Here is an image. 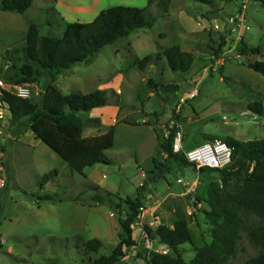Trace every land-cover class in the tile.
Returning <instances> with one entry per match:
<instances>
[{
  "label": "rangeland",
  "instance_id": "rangeland-1",
  "mask_svg": "<svg viewBox=\"0 0 264 264\" xmlns=\"http://www.w3.org/2000/svg\"><path fill=\"white\" fill-rule=\"evenodd\" d=\"M56 4V0H33L26 15L0 11V80L6 82L13 76L6 52L25 45L30 21L40 27L42 35L62 37L63 19L52 10ZM149 8L157 20L152 29L139 30L106 46L90 63L73 66L60 79L62 93L88 95L119 83L121 96L112 90L107 92L108 105L122 108L119 117L132 122L141 118L143 111L161 139L165 130L168 137L180 131L184 150L216 139L264 140V115L248 110L255 102L264 107V78L249 67L264 62V8L260 2L156 0ZM242 42L249 48L260 49L261 54L240 55ZM174 46L193 52L195 62L189 73H174L168 68L163 51ZM146 56L152 60L141 70L138 64ZM150 79L173 89L152 90L147 85ZM49 82V77H44L30 85L32 101L40 102ZM0 108V115L4 113L0 119L4 138L20 134L18 142L9 140L6 145L1 144L0 137L9 178L0 193L3 204L0 239L7 243L0 250V264H81L85 259L84 244L90 240L103 244L100 252L91 257L110 255L119 242V220L127 211L124 204L122 213L116 209L119 199L135 200L145 179L157 176L164 179L150 184L145 192L146 203L150 204L158 194H166L168 182L180 186L198 181L195 192H184L196 210L184 211L180 217L188 221L193 240L181 247L183 258L193 261L196 250L212 242L211 226L204 215L207 209L203 191L209 182L220 180V175L198 174L192 166L168 162L148 127L117 126L115 145L107 152L110 164L87 168L79 174L35 139L26 122L13 125L7 107L0 105ZM81 116L86 122L91 112ZM100 119L99 124L85 123V136L91 133L100 136L110 130L111 121ZM53 171L57 172L56 177L42 188L44 175ZM108 193L113 197L105 199L104 204L88 207L95 196L106 198ZM45 195L53 200L42 199ZM76 197L84 207L74 205ZM73 212H82L84 216L78 219V235L67 240L61 233L69 231L70 225L63 218H69ZM144 213L141 211L139 221ZM112 228L116 229L113 240ZM141 239V244L152 241L146 236ZM257 252L245 234L238 258L231 264H242Z\"/></svg>",
  "mask_w": 264,
  "mask_h": 264
},
{
  "label": "trees",
  "instance_id": "trees-1",
  "mask_svg": "<svg viewBox=\"0 0 264 264\" xmlns=\"http://www.w3.org/2000/svg\"><path fill=\"white\" fill-rule=\"evenodd\" d=\"M155 1L149 0L145 8L115 6L102 10L91 22L68 24L61 38L44 36L38 25L31 24L25 45L6 52L14 72L6 83L32 85L44 77H49L50 82L40 102H34L32 98L20 99L0 88V105L7 107L13 125L26 122L27 128L38 140L79 174H83L87 168L110 164L107 152L115 145V127H111L103 135L84 138L86 122L81 116V113L108 106L107 92L97 90L88 95L82 93L65 95L55 86V82L73 66L90 63L106 46L139 30L152 29L157 20L149 7ZM256 1L264 8V0ZM32 5L33 0H2L0 11L25 14ZM239 53L245 56L259 55L261 50L249 48L242 42ZM163 55L168 68L174 73H189L195 62L194 54L183 51L180 46L164 50ZM151 60V56L144 57L138 64L139 68L145 70ZM249 67L264 78V62H255ZM147 85L152 90L173 89L171 85H157L152 79ZM248 110L255 115H264V107L260 102L250 104ZM100 122L93 120L89 123ZM175 135L171 133L160 144L162 154L167 155V161L170 163L178 162L191 166L184 152H173ZM222 141L233 149L231 165L221 170L201 169L199 172L192 166L198 174L213 172L221 177L218 181L206 184L203 191V203L208 206L204 215L211 226L212 242L197 249L194 260L187 262L183 258L181 247L192 243L193 240L188 221L181 218L175 222L173 228L160 225L154 230L145 226L146 239H157L168 253L144 249L136 254V258L144 259L148 264H231L237 260L246 234L258 252L242 264H264V140L245 142L226 138ZM154 164L157 167L160 165L155 161ZM56 175V171L44 175L41 187L43 188ZM162 179H164L162 176L145 179L144 184L138 188L135 200L119 199L117 210L122 213V204L127 207L125 216H121L119 220L121 226L119 243L110 255L93 258L91 255L99 253L103 244L99 240L86 242L83 247L85 259L81 264H117L127 256V250L138 246L133 237L132 226L137 223L141 209L145 208V192L150 184ZM112 197L113 194L108 193L106 198L97 195L93 200L103 203L105 199ZM42 199L53 200V197L45 195ZM2 214L3 204L0 196V224Z\"/></svg>",
  "mask_w": 264,
  "mask_h": 264
},
{
  "label": "crops",
  "instance_id": "crops-1",
  "mask_svg": "<svg viewBox=\"0 0 264 264\" xmlns=\"http://www.w3.org/2000/svg\"><path fill=\"white\" fill-rule=\"evenodd\" d=\"M56 3H57L56 7L53 8L52 10L61 19H63V24H64L63 27H64V31H65L68 24H70V23H74V22L88 23V22L93 21L102 10H105V9H108L111 7H115V6L145 8L148 6L149 0H56ZM29 10L24 15L28 14ZM31 24H34V23L30 21L27 24L28 29H29ZM181 48L183 51L190 52L193 54V52H191L190 50L184 49L183 47H181ZM68 73H69L68 71L65 72L55 82V86L60 91H61V82H60L61 80L60 79L61 78L64 79ZM100 90H105L106 92H108L109 90H112L121 96V93L119 90V83L109 85V86H107V89H100ZM121 111H122V108L119 105H108V106L103 107V108L95 109V110L91 111V116L89 117V119L86 120V122L89 123L90 121H93V120H100L101 121L100 118L103 117V118L110 120L111 121V123H110L111 127H115V128L117 126H119L120 124L130 125L133 127H141V126L142 127L143 126L148 127L150 129V131H152V133H154V137L156 138L157 144L159 147H160L161 142L166 140V138L168 137V132L166 130H165V132H163L164 135H163L162 139L159 136H157L158 133H157L156 127H154L153 125L150 124V121L146 118V115L143 111H142L143 116L141 118L130 122V123H136V125L128 124V123H126V122H129L128 119L120 118L119 115H120ZM3 115H4V113H1L0 119H3V117H4ZM169 127H172V126L170 125ZM9 132L12 133V131H9ZM84 134H85V129L83 130V137L84 138H93V137L98 136V135L97 136L93 135L94 133H91V135L89 134L87 136H85ZM19 135L20 134L12 133V134H9L7 138H4V132L1 130L0 131V137H2L1 144L6 145L7 141H9V140L11 142H14V141L18 142ZM32 135L35 139H37L34 134H32ZM182 147H183V143H182ZM193 148H195V147H193ZM193 148H190V149H193ZM190 149H187V150H190ZM187 150H185V151H187ZM5 157H6V154H5L4 147H0V162H1V164H0V193L6 188L7 181L9 179L7 177V170L5 169V166L3 164ZM142 175L145 178V175L144 174H142ZM194 181H197V180H194ZM189 182H192V181H188V183ZM185 190H187V189L184 185L180 184V186H179V184H178V186H176L175 184L168 182L166 194H158L157 195L158 197L155 198L154 201L151 200L150 204L144 202L145 213H144V215H142L143 218L141 221L138 220L137 223H135L132 226L133 237L138 242V246L133 248V249L127 250V252H126L127 256L117 264H148V262L146 260L135 257L136 254L141 249H143V250L147 249L150 251L166 250L165 247H163L159 244L158 240L146 241V243L141 244L140 238L144 239V237L146 236L145 232H144L145 226H149L150 228H152L154 230L160 225H165L169 228H173L175 222L177 220H179L181 216L184 215V211H187L190 213L192 208H193V211L196 210L195 207H193L191 205L190 200L187 197H185V195H186L184 193ZM177 197H180V198L177 199ZM81 201H82L81 199L76 197V198H74L73 202H74V205L76 207H78V206L84 207L85 205H83L81 203ZM180 201H181V205L179 206ZM109 203H111V202H109ZM188 203L190 204V206ZM88 204H89V206H88L89 208H93L97 205L104 204V202L103 203H96L94 200H92ZM147 204H148V206H147ZM203 204H205V203H203ZM205 207L206 208H204V209L208 210L206 204H205ZM153 215H154V217H153ZM83 216L84 215L82 212L81 213L73 212L72 214H70L69 218H67V217L63 218L64 220H66V223H69L68 225H70V227H69V231H64L63 233H61V237L68 240L69 238L78 235L79 230H80V225H78V219L82 220ZM111 218H115V215L111 214ZM71 219H73V220L71 221ZM111 224L114 225L113 222H111ZM119 224H120V222H119ZM115 230H114V228H112L111 232H110L112 240L114 237L113 235L116 234L114 232ZM118 230H119V228H118ZM120 232H121V230H119V232L117 233L118 237H119ZM136 232H137V236L135 234ZM51 237H54V236L51 235ZM1 240H2V238L0 239V241ZM5 243H6V241H5ZM6 246H7V243L5 244V246H3V248H5ZM9 250H11V249H9Z\"/></svg>",
  "mask_w": 264,
  "mask_h": 264
},
{
  "label": "built area",
  "instance_id": "built-area-1",
  "mask_svg": "<svg viewBox=\"0 0 264 264\" xmlns=\"http://www.w3.org/2000/svg\"><path fill=\"white\" fill-rule=\"evenodd\" d=\"M244 8H246V6ZM240 21L243 22L244 20L240 19ZM0 88L20 99L30 100L33 97V91L30 85H14L0 80ZM172 147L174 153L184 152L186 160L197 172L201 169L221 170L232 163L233 149L222 140L216 139L212 142H206L193 149L184 151L182 147V134L178 131L175 135ZM179 183H183L182 180H179ZM197 185L198 181L184 184L188 193L195 192ZM141 211H144V209H141ZM5 244L4 240L0 241V250L3 249ZM159 252L164 254L168 253L167 250H161Z\"/></svg>",
  "mask_w": 264,
  "mask_h": 264
}]
</instances>
